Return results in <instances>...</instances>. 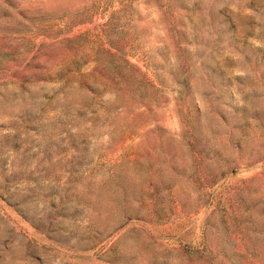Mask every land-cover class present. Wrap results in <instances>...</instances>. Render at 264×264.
<instances>
[{"label":"rangeland","instance_id":"obj_1","mask_svg":"<svg viewBox=\"0 0 264 264\" xmlns=\"http://www.w3.org/2000/svg\"><path fill=\"white\" fill-rule=\"evenodd\" d=\"M0 264H264V0H0Z\"/></svg>","mask_w":264,"mask_h":264}]
</instances>
